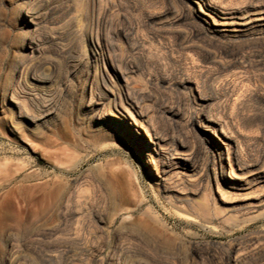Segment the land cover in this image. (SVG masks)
Masks as SVG:
<instances>
[{
	"label": "rangeland",
	"instance_id": "1",
	"mask_svg": "<svg viewBox=\"0 0 264 264\" xmlns=\"http://www.w3.org/2000/svg\"><path fill=\"white\" fill-rule=\"evenodd\" d=\"M207 4L264 0H0V264H264V31Z\"/></svg>",
	"mask_w": 264,
	"mask_h": 264
},
{
	"label": "bare ground",
	"instance_id": "2",
	"mask_svg": "<svg viewBox=\"0 0 264 264\" xmlns=\"http://www.w3.org/2000/svg\"><path fill=\"white\" fill-rule=\"evenodd\" d=\"M206 7L208 9L204 10L203 8H201L200 12L203 15L202 17H204V20L208 23L209 25L208 27H210L213 32L221 33V34H236L237 35V34L249 33L255 30L264 31V5L254 6V7H250L247 9L215 7L211 4H207ZM12 95H15V94H12ZM13 98L15 97L13 96ZM19 106H18V111L21 115V109ZM127 120H128L127 123L132 121L135 124H138V122L133 119V116L132 118H130V120L129 119ZM140 126H143V123H140ZM247 169L248 168H245L243 166L238 167V170L242 172L247 171ZM248 174L249 176H253V177L247 180L248 182H245L246 181L245 175L236 173L234 168L231 166V173L223 174V176L225 177L228 183L227 186L229 187V189H231V191L245 190L246 187L249 186L251 181H254L257 183L264 182L263 172L258 173L257 171L256 173V172L250 171L248 172Z\"/></svg>",
	"mask_w": 264,
	"mask_h": 264
}]
</instances>
